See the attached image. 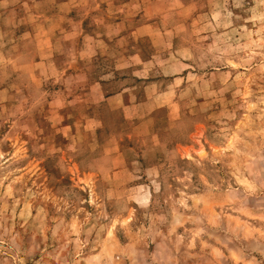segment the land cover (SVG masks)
I'll return each mask as SVG.
<instances>
[{
    "label": "rangeland",
    "instance_id": "obj_1",
    "mask_svg": "<svg viewBox=\"0 0 264 264\" xmlns=\"http://www.w3.org/2000/svg\"><path fill=\"white\" fill-rule=\"evenodd\" d=\"M65 1L0 0V264H264V0Z\"/></svg>",
    "mask_w": 264,
    "mask_h": 264
},
{
    "label": "crops",
    "instance_id": "obj_2",
    "mask_svg": "<svg viewBox=\"0 0 264 264\" xmlns=\"http://www.w3.org/2000/svg\"><path fill=\"white\" fill-rule=\"evenodd\" d=\"M65 4H67V0L65 1ZM151 64L152 62L150 60L141 61L139 63L143 68L154 66V64ZM161 81V79L139 82L135 80V85L133 86L127 85L112 91L105 89V87H103L104 83L99 84V81L96 82V85L97 89H99L98 92L101 94L102 108L104 110L120 109V111L123 112L124 118L123 122L121 121L122 125L124 124V120L128 122L129 119L138 117L135 124L137 127H140L142 125L148 126L152 123L153 117H155V115L152 114V111L156 108L166 106L165 113L169 114L171 112L170 106L172 103L154 105L155 96H150V93H148L145 88H142L146 83V86L158 85L161 84ZM136 87H138V89H136ZM164 91L165 90H163V92Z\"/></svg>",
    "mask_w": 264,
    "mask_h": 264
}]
</instances>
